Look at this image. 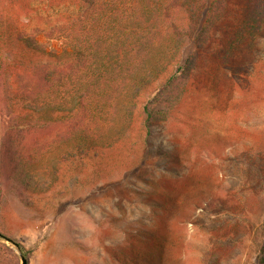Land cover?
Returning <instances> with one entry per match:
<instances>
[{"label":"rangeland","instance_id":"rangeland-1","mask_svg":"<svg viewBox=\"0 0 264 264\" xmlns=\"http://www.w3.org/2000/svg\"><path fill=\"white\" fill-rule=\"evenodd\" d=\"M35 1L0 0V28L30 31ZM240 3L220 5L177 111L150 128L136 111L98 155L31 156L36 186L10 192L0 214L28 264H264V30L245 37ZM0 242V264H22Z\"/></svg>","mask_w":264,"mask_h":264},{"label":"trees","instance_id":"trees-1","mask_svg":"<svg viewBox=\"0 0 264 264\" xmlns=\"http://www.w3.org/2000/svg\"><path fill=\"white\" fill-rule=\"evenodd\" d=\"M224 3L36 0L30 31L0 28V214L10 192L27 199L36 186L33 154L53 146L60 158L98 155L123 139L136 111L146 128L177 111ZM238 11L245 37L261 36L264 0H241Z\"/></svg>","mask_w":264,"mask_h":264},{"label":"water","instance_id":"water-1","mask_svg":"<svg viewBox=\"0 0 264 264\" xmlns=\"http://www.w3.org/2000/svg\"><path fill=\"white\" fill-rule=\"evenodd\" d=\"M0 237H2L3 239H5V240L11 242L12 244H14L16 246V248L18 249V251H19V254H20V257H21V260H22V264H28V259L23 255V253H21L19 245L15 241H13V239L3 235L2 233H0Z\"/></svg>","mask_w":264,"mask_h":264}]
</instances>
